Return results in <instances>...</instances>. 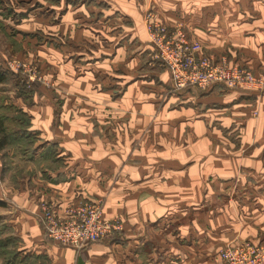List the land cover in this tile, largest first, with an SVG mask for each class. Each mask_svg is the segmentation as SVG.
I'll use <instances>...</instances> for the list:
<instances>
[{"label": "crops", "instance_id": "0c3cea01", "mask_svg": "<svg viewBox=\"0 0 264 264\" xmlns=\"http://www.w3.org/2000/svg\"><path fill=\"white\" fill-rule=\"evenodd\" d=\"M63 1L47 24L43 0L14 10L51 82L18 100L34 159L2 171L0 156V221L22 252L43 264H221L226 245L264 240V90L176 89L149 62L142 24L152 8L196 56L264 79V0H72L60 10ZM50 142L56 153L38 160ZM44 201L60 211L98 201L120 230L79 250L59 244L44 233Z\"/></svg>", "mask_w": 264, "mask_h": 264}, {"label": "built area", "instance_id": "2783aa9c", "mask_svg": "<svg viewBox=\"0 0 264 264\" xmlns=\"http://www.w3.org/2000/svg\"><path fill=\"white\" fill-rule=\"evenodd\" d=\"M147 41L153 51L149 54L152 64L168 69L176 89L197 87L206 89L216 84L226 87H242L264 90V79L247 68L230 65L223 57L196 56L188 34L180 27L168 28L152 8L142 16ZM6 68L20 75L29 87L37 80L31 75L22 60L6 62ZM39 218L49 240L77 250L101 240L120 230L118 218L105 219L100 202L83 201L67 206L62 211L53 203L41 202ZM221 264H264V240L242 241L226 245L219 250Z\"/></svg>", "mask_w": 264, "mask_h": 264}, {"label": "trees", "instance_id": "16d2710c", "mask_svg": "<svg viewBox=\"0 0 264 264\" xmlns=\"http://www.w3.org/2000/svg\"><path fill=\"white\" fill-rule=\"evenodd\" d=\"M50 2H57L59 0H48ZM73 2L72 0H70ZM2 3V0H0ZM24 12H15L12 8H6L2 15L8 17L9 15L17 16L21 18L24 16ZM155 67H159L158 63ZM14 79L16 88L18 90L17 97L23 98L24 101L29 102L31 94L38 88L39 82L35 81L26 87L23 78L17 73L10 72L3 66L0 65V83L9 79ZM7 111L12 110L14 115L6 117L0 114V156L2 158V171H9L15 169L14 166L10 165L12 158H16L19 161V156L25 155L28 159H34V154L37 151L35 145L34 130H30V117L22 110L20 106H14L13 104L0 106ZM7 120H12L14 125L10 126L6 124ZM57 145L54 142H50L47 146H42L39 153L38 160L47 158L56 153ZM11 153V155H10ZM15 174L11 175V178ZM4 205V202L0 199V206ZM10 226L5 225L0 221V259L5 264H43L41 255H32L24 252L18 246L17 237L10 235ZM26 262V263H25ZM38 262V263H37Z\"/></svg>", "mask_w": 264, "mask_h": 264}, {"label": "rangeland", "instance_id": "374dc122", "mask_svg": "<svg viewBox=\"0 0 264 264\" xmlns=\"http://www.w3.org/2000/svg\"><path fill=\"white\" fill-rule=\"evenodd\" d=\"M61 0L58 1L60 3ZM19 0H2V3H0V65L2 64L6 68V62L12 59H19L22 60V63L25 64L28 71L29 68L32 70L31 75L36 78L37 82L50 85V80L45 77V74L43 73V70L40 67V61L38 59V55L36 54V51L39 50L40 46H36L34 38L31 39L29 36L22 33V36L18 34L17 29L15 27L16 23L19 22L20 18H17V16L9 15L8 17H5L2 15V12H5L6 8H12L15 10V7H18ZM67 2H70V0H64L63 6L60 10L65 9ZM57 2L53 3L48 0H43L42 4V10L43 12H46L43 17V23L47 24L46 22H52L51 17L53 14H50L49 8L51 7V4H56ZM22 6L24 7V3L22 2ZM40 9V8H39ZM61 13V12H60ZM24 17V16H23ZM22 17V18H23ZM55 18V17H54ZM38 23L37 20L32 21L33 24ZM28 23V22H26ZM24 23V24H26ZM27 31V30H26ZM42 37L39 38L40 40L43 39V43H48L52 40V36L47 33H41ZM47 52L46 54H48ZM7 69V68H6ZM9 70V69H7ZM10 72H13L9 70ZM16 73V72H13ZM18 74V73H17ZM33 81V82H35ZM31 82V83H33ZM47 87V86H46ZM51 87V86H49ZM18 90L15 85L14 79H9L4 82L0 83V106L13 104L14 106H21L19 103V99H22L20 97H17ZM0 114L6 117H11L14 115V112L12 110L7 111L3 107L0 108ZM7 125L13 126L14 123L12 120L6 121ZM18 159L12 158L10 164L17 166L18 165ZM24 252H22L23 254ZM26 263V262H25ZM38 263V262H37ZM0 264H5L0 259ZM24 264V263H22Z\"/></svg>", "mask_w": 264, "mask_h": 264}]
</instances>
